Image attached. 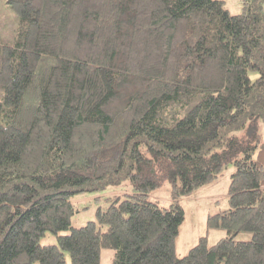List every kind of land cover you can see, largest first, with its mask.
Masks as SVG:
<instances>
[{"label": "trees", "instance_id": "trees-1", "mask_svg": "<svg viewBox=\"0 0 264 264\" xmlns=\"http://www.w3.org/2000/svg\"><path fill=\"white\" fill-rule=\"evenodd\" d=\"M6 3L0 264H101L102 247L111 264H264V142L232 133L264 120V0ZM230 163L229 207L208 219L228 234L178 256L180 199ZM124 179L133 191L72 225L75 194ZM165 180L168 206L150 197Z\"/></svg>", "mask_w": 264, "mask_h": 264}, {"label": "rangeland", "instance_id": "rangeland-1", "mask_svg": "<svg viewBox=\"0 0 264 264\" xmlns=\"http://www.w3.org/2000/svg\"><path fill=\"white\" fill-rule=\"evenodd\" d=\"M226 6L232 12H239L242 10V0H226ZM15 24L14 10L8 6L6 0H0V34L6 39L12 38L11 30ZM255 131H258L261 142H264V120L262 117L250 122L247 129L234 130L232 133L250 136ZM233 170L234 166L230 163L224 175L180 199L185 210V218L176 237V254L178 256L185 255L201 236L207 237L208 244H214L228 234L225 228L210 226L208 219L211 214L229 207V187ZM131 191H133L131 180L124 179L119 183L108 184L99 190L82 191L75 194L72 201L76 206V212L72 216V225L80 226L90 220H96L98 207L107 208L110 205V202L105 199L106 197L114 195L124 197ZM150 197L158 200L161 205L168 206L172 201L170 181L165 180L162 185L153 189L150 192ZM106 227L105 224L102 229H106ZM252 236L251 230H242L234 235V239L249 240ZM56 241V237L51 232L42 236V242L55 243ZM113 256V248L102 247L101 264H111Z\"/></svg>", "mask_w": 264, "mask_h": 264}]
</instances>
